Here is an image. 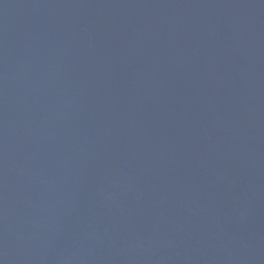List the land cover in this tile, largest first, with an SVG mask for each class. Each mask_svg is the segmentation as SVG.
I'll list each match as a JSON object with an SVG mask.
<instances>
[{
    "label": "water",
    "instance_id": "1",
    "mask_svg": "<svg viewBox=\"0 0 264 264\" xmlns=\"http://www.w3.org/2000/svg\"><path fill=\"white\" fill-rule=\"evenodd\" d=\"M0 264H264V0H0Z\"/></svg>",
    "mask_w": 264,
    "mask_h": 264
}]
</instances>
